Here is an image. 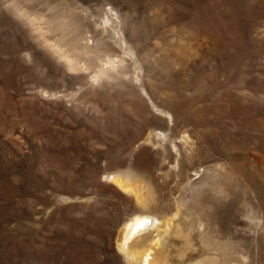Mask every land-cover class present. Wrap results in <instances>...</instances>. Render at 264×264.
Masks as SVG:
<instances>
[{"label": "rangeland", "instance_id": "obj_1", "mask_svg": "<svg viewBox=\"0 0 264 264\" xmlns=\"http://www.w3.org/2000/svg\"><path fill=\"white\" fill-rule=\"evenodd\" d=\"M217 164L228 193L190 202L165 264L218 238L264 264V0H0V264H127L112 176L152 174L170 215Z\"/></svg>", "mask_w": 264, "mask_h": 264}, {"label": "bare ground", "instance_id": "obj_2", "mask_svg": "<svg viewBox=\"0 0 264 264\" xmlns=\"http://www.w3.org/2000/svg\"><path fill=\"white\" fill-rule=\"evenodd\" d=\"M68 62L70 63V60ZM106 64L115 67L113 60H107ZM105 72L106 70H103L102 74ZM177 165L178 162L175 161L173 166L176 168ZM182 173L183 182L179 186L178 198H175V211L170 215H158L154 212L156 211V205H153V203L157 201L158 191L156 189L157 181H153L152 174L147 173L143 181H138L140 178H137V176L134 178L124 174L112 176L120 189L131 195L134 204L139 207V211L132 213L123 221L117 236L118 251L126 258L127 264H165L166 252L171 243L173 232L180 229V223L177 224L176 221L177 218H181L182 215L185 218H191L188 213L190 202L203 196L206 191L213 194H211V202L216 196L224 197L228 193V184L221 179L223 175L222 164L213 166L195 165ZM171 174L173 179L174 174ZM204 223L202 219H199L198 228L203 235H206L209 233V229ZM214 229L217 230L216 227ZM205 241L207 246L215 250H220L219 247L222 246V250L213 252L214 260L210 259L211 263L206 264H215L214 261L219 258L222 259L224 264H232V262L233 264H242L246 259V254L242 249L232 255L226 251V249L229 250L228 240L221 241L218 238L217 242L221 243L220 246H216L214 244L216 240H210L208 237Z\"/></svg>", "mask_w": 264, "mask_h": 264}]
</instances>
